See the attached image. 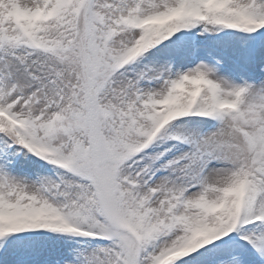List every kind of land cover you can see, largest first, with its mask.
Segmentation results:
<instances>
[{
  "label": "rangeland",
  "instance_id": "374dc122",
  "mask_svg": "<svg viewBox=\"0 0 264 264\" xmlns=\"http://www.w3.org/2000/svg\"><path fill=\"white\" fill-rule=\"evenodd\" d=\"M199 2L0 0V107L17 98L14 109L21 115L30 120L40 117L39 130L28 135L19 132L20 137L30 139L32 147L44 139L60 144L69 139L62 146L64 153L54 158L73 159L69 172L52 165L51 159L28 160L20 154L19 145L6 151L7 143L13 141L0 120V193L11 202L0 203V264H150L163 251L185 243V254L170 258L167 264H264L259 262L260 254L253 258L249 248L264 245V224L242 229L250 238L249 245L233 247L238 250H231L233 254H220V242L214 238L224 228L219 223L224 224L236 212V194H225V189L236 187L252 174L244 160L232 163L225 149L240 147L242 156L245 153L248 162L253 161L258 179L252 190L256 203L250 209L247 200L244 209L264 210V86L248 76L254 73L264 79V23L256 20L264 16V0H213L206 7ZM178 4L189 8L192 4L204 19L163 24L146 17L161 15ZM13 10L27 16L15 23ZM136 22L141 29H134ZM174 23L189 24L190 31L175 36ZM196 33L193 45L191 35ZM124 34L128 38L113 42ZM140 49L130 59L131 52ZM257 55L261 57L255 66L252 62ZM203 59L233 70L243 80L242 87H231L229 94L218 86L203 90V77L215 79L195 69ZM177 61L185 62L183 68ZM213 63L209 65L215 68ZM181 76L194 82V86L188 85L194 100L173 88ZM88 88L94 89L91 96ZM240 88L242 92L235 94ZM225 99L238 103V110H226L221 105ZM91 106L96 147L102 158L97 180L91 171L93 159L84 157L91 139L84 119L81 124L77 120L48 123L56 116L67 120L84 113L85 118ZM216 117L222 120L217 127ZM163 122L167 126L145 150H130L131 142L147 140V132ZM240 128L247 130V138L240 137ZM214 145L226 164L210 166L201 189H189L196 184L195 176L203 164L218 162L212 159ZM38 155L42 156L34 157ZM14 156L16 169L24 171L20 175L30 184H18V176L13 184L2 175L3 170L8 174L7 164ZM178 160L182 162L177 164ZM79 161V166L90 170L83 173L88 176L85 179L75 172ZM220 167L234 171V179L216 184L217 191L205 194V184H213L212 176ZM155 171H162V176L150 178ZM163 177L166 181H159ZM150 187L158 192L154 194ZM184 192V198L177 200ZM104 199L133 225L136 238L112 225ZM73 225L106 230L111 238L101 241L78 235ZM196 227L213 230L207 240L188 239ZM10 233L13 235L8 236Z\"/></svg>",
  "mask_w": 264,
  "mask_h": 264
},
{
  "label": "bare ground",
  "instance_id": "6f19581e",
  "mask_svg": "<svg viewBox=\"0 0 264 264\" xmlns=\"http://www.w3.org/2000/svg\"><path fill=\"white\" fill-rule=\"evenodd\" d=\"M258 6H261L262 7V3L258 4ZM131 35L132 36H135L136 33L135 32H132ZM124 38H128V34H124V35H121V36L116 37L113 40V42L122 40ZM234 49L238 50L237 48H234ZM240 54H241V56L243 58H245V54L243 52H241ZM258 57H260V55H258ZM177 60H180V59L177 58ZM177 62H178L177 64H179V65L182 64V68H183L185 62H179V61H177ZM166 67H168V65ZM177 69L179 70V68H177ZM195 69L200 70V71H205L207 73L212 74L214 76V78H215L214 80H216L215 82L219 83V87L220 88H223L224 92H226L227 94L231 93L230 90L233 87H236L238 85L242 87V85H243L242 84L243 80L238 75H236V74L233 75L232 72L220 71L219 69L213 68V67H211L210 65H208L205 62L197 63V65H195ZM180 70H181V68H180ZM259 86L258 85H254V88L259 89ZM211 87H213V85ZM189 89H190V86L185 85V87L182 88L181 92L182 91H189ZM240 89L242 90V88H240ZM239 90H237L235 92V94ZM183 97H185V96L183 95ZM177 123L178 122H176V124ZM216 142L218 143V141H216ZM216 146L217 145H214V146L211 147L212 153L214 155V158H217L218 161H219V159H221L222 162H223V157L219 156L220 153L218 152ZM225 150H226V152L224 151V153H226L230 157V161H232V163H235V164L238 165V162H241V160H244V161H242V163H244L245 166L248 167V170L250 171V170L253 169V167H254L253 161L251 163H249L248 162L249 161L248 160L249 159V156L247 157L245 153L242 156V151L243 150H241L240 147H238V148L236 147V148H233V149H225ZM241 156H242V158H241ZM229 165L231 166V163H229ZM222 166H224V165H222ZM207 172H208V170H207ZM234 174H235V172L227 169V167H220V168H218L215 171L214 175L212 176L213 177V179H212L213 180V184L212 183L205 184L206 185L205 186L206 189H205V192L204 193L205 194H208V193L217 191L216 184H223V183L225 184V182L227 180H233L234 177H235ZM7 176H8V178L10 179V181L13 184H15L14 181L17 180V176H18V181L17 182H22V183L25 182L27 184H30V180H28L26 178H23V176H21L19 174H11V173H8ZM159 181H161V182L164 181L165 182L166 180H164V178H160ZM159 185L160 186H163L162 183H159ZM227 189L230 190L232 188H227ZM227 189H225V190H227ZM233 246L234 245H230V246L225 245L224 247L218 248V250L220 251V254L222 253V255L223 254H230L232 252L231 250L233 249Z\"/></svg>",
  "mask_w": 264,
  "mask_h": 264
}]
</instances>
